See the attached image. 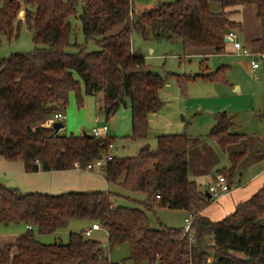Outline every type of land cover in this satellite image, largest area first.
<instances>
[{
  "label": "trees",
  "instance_id": "trees-1",
  "mask_svg": "<svg viewBox=\"0 0 264 264\" xmlns=\"http://www.w3.org/2000/svg\"><path fill=\"white\" fill-rule=\"evenodd\" d=\"M212 2L221 9L212 10ZM79 3L82 31L86 40L96 39V50L71 41L70 17ZM250 4L264 20V0H172L138 13L133 0H0V41L25 24L36 46L28 53L0 57V155L22 160L27 172H35L87 168L108 154L114 146L108 133L67 134L46 124L54 113L65 114L72 92L82 102L81 81L86 94L102 93L100 110L106 119L130 103L129 137L146 141L149 114L164 105L160 90L165 80L150 71L143 53L133 49L132 32L145 39L181 38L188 51L214 48L223 53L226 34L240 27L232 18L236 11L228 8ZM69 45L79 50L68 52ZM250 48L256 55L264 54V36L253 40ZM201 65L200 73L177 75L183 89L197 78L226 82L227 65L216 70L205 61ZM235 125L234 115L220 111L209 132L229 156L230 165L217 173L231 186L249 154L248 137L233 131ZM204 139L162 134L155 149L145 143L134 155L110 154L103 168L106 181L145 193L137 206L114 201L110 189L24 192L0 180V231L24 226L14 241L0 245V264H264V185L222 219L205 215L213 198L191 177L190 169L191 150L199 148L198 143L204 149ZM157 207L192 214L190 230L151 225L149 212ZM74 219L100 223L108 242L86 237L84 230L71 231L68 241L39 239L57 234ZM124 243L131 250L128 258L111 260L106 250Z\"/></svg>",
  "mask_w": 264,
  "mask_h": 264
},
{
  "label": "rangeland",
  "instance_id": "rangeland-1",
  "mask_svg": "<svg viewBox=\"0 0 264 264\" xmlns=\"http://www.w3.org/2000/svg\"><path fill=\"white\" fill-rule=\"evenodd\" d=\"M168 1L172 0H133V11L138 13L153 8L160 2L164 3ZM211 8L217 11L221 9V5L218 2H212ZM81 11L82 4L79 3L77 12L70 17L74 28L71 41L77 42L89 51L96 50L98 49L96 39L86 40L82 31V23L79 17ZM131 39L133 49L143 53L150 71L161 74L165 80V84L160 90V97L164 101V105L157 113L152 115L154 116V121H157L153 122L152 125L157 124V127L151 128L150 138L143 141L133 140L129 137L132 131L130 103L121 106L114 115L106 119L103 111L100 110L103 97L102 93L95 96L86 94L82 81L81 94L83 100L79 102L75 92L70 94V101L64 118L65 127L60 131L61 133L75 135H80L84 132L91 134L94 127L107 124L109 127L108 134L114 138L113 142L115 144L114 147L110 148L108 154L125 156L136 154L145 143L152 149H155L157 147V135L169 131L165 129L166 126L181 125L184 128L182 131L192 136L193 141L198 142L199 138H205L208 142L204 149L201 147V143H198L199 148L192 149L190 155L191 177L201 176L199 178V186L203 191H206L209 185L208 182L211 179L213 181L215 180L217 170L230 164L228 154L209 136L217 113L215 112L213 115L211 109L218 107L226 101V95H229L230 87L222 81L210 83L197 79L193 81L188 80L186 87L183 89L177 75L184 77L200 72V62L203 58L200 55H191L188 53L181 38L162 40L155 38L145 39L141 34L133 31ZM35 47L31 32L23 24L20 26L19 31L12 37L1 36L0 57H8L16 53H28L33 51ZM78 50L77 47L72 45H69L67 48L68 52H76ZM235 55L237 58L233 59L236 61L244 59L250 62L251 60V57L245 55L240 56L242 54L237 53ZM207 63L212 70H216L221 65L228 66V64H232L233 62L225 57V55H219V57L211 56ZM233 72L235 76L241 77V69L235 66ZM231 76L227 68L225 77L229 84V79H232ZM76 77L79 78V75L76 74ZM242 118L247 119L249 117L244 115ZM251 121L255 127L259 123L262 126L264 125L263 118L260 115H255V117L251 118ZM233 131L243 133V128L239 130L235 127ZM260 136L264 138V134L254 135L250 133V135H246L248 138L245 144L249 147V154L242 164V169L248 166L250 167L253 163H257L261 158L264 159V151L260 150L264 147V143L260 141L262 139ZM242 146L243 142L239 147L243 148ZM95 169L98 172L101 171V175H99L101 177L98 178L100 185L105 189H110L114 201L121 205L137 206L140 205L138 201L145 200V193L131 191L119 183L108 184L103 179V168L96 166L93 170ZM3 171H5V168H1L0 166V177L3 181H18V174L13 172L14 170L6 172L7 176L2 173ZM187 215L184 210L165 207H157L155 211L149 212V218L153 226H160L161 224L176 227L185 226V217ZM87 223L88 221L84 219H74L66 228L58 231L57 234L39 235L38 237L45 243H53L59 239L68 241L71 231H81L82 227L87 225ZM96 237L103 244L108 242V236L104 230L102 232L95 231L89 238L96 239ZM130 253V247L126 243L117 245L111 251L106 250V254L114 261H122L128 258Z\"/></svg>",
  "mask_w": 264,
  "mask_h": 264
},
{
  "label": "crops",
  "instance_id": "crops-1",
  "mask_svg": "<svg viewBox=\"0 0 264 264\" xmlns=\"http://www.w3.org/2000/svg\"><path fill=\"white\" fill-rule=\"evenodd\" d=\"M228 9L232 11H236L234 14H232V18L240 22V27L234 29V31L236 32L237 40L242 42L244 46L250 48L252 46L253 40L264 36V20L258 17L257 8L255 5L250 4V5L233 6V7H229ZM188 53H190L191 55L192 54L200 55L203 58L200 63L202 64V62L205 61L209 69L211 68L208 65L207 61L211 56L219 57V55H225V57L229 58V60L233 62L232 64L231 63L228 64V71L232 75L231 76L232 79H229L230 84L227 83V81L224 82V84H227L230 87L229 95H226L227 96L226 101H224L221 105H219L214 109H211L212 114L214 115L215 112L227 111L231 115L235 116V122H236L235 127H237L239 130L240 128H243L244 134L250 135V133H252L254 135L255 134L263 135L264 125L262 126V124L259 123V125L257 124V127H255L254 123H252L251 121V118L255 117V115L258 116L260 115L263 118L262 113L264 112V57L258 58L260 65L257 68L252 67V63H251L252 56H248L251 57L250 62L244 59L236 61L235 59H233V58H237L235 54L237 53L241 54V53L238 52L234 44L229 41L225 46V50L223 52L224 54L216 53L214 48L191 50L188 51ZM240 56H243V54ZM235 66L242 70L240 78L238 76H235L233 72ZM201 71H202V65L200 72ZM197 79H201V78H197ZM204 81L206 82L208 80H204ZM208 82L215 83L220 81H208ZM157 112L149 114L148 139L150 138V134L152 131L151 128L157 127V124L152 125L153 122H157L154 121L153 118L154 116H152ZM244 115H247V117L249 118L247 119L242 118ZM263 122H264V118H263ZM165 129L169 131L158 135L185 133L182 131V129L184 128L181 125L166 126ZM260 137H262L261 142L264 143L263 136ZM213 140L215 141V139ZM229 165H226L224 167H228ZM0 166L1 168H5V171H3L2 173L5 174L6 176H7L6 172H9L10 170H14L13 172L18 174V181H13V182L11 180L3 181L1 177L0 180L9 186L17 187L18 189H21V191L23 190L24 192H46V193L58 194L72 190L78 191V190L105 189L103 188L102 185H100V181L98 180V178L101 177L99 176L101 175V171L98 172L96 171V169L89 170V168L88 169L73 168V169L59 170V171H43L41 168H39L38 171L27 172L25 170L24 163L22 160L11 161V160H7L2 155H0ZM102 175L104 177L103 171H102ZM218 176L219 174L217 173V175L215 176V180L213 181L211 179V181H209L208 184L210 185L212 184V182L215 183L218 180ZM200 177L201 176L199 177L194 176L192 178L196 179V181L199 183ZM103 179H105V177ZM263 185H264V159L261 158L257 163H253L250 167L248 166L247 168L241 169L239 173L236 175L235 182L231 186V189L228 192L221 194L217 199H213L211 204L204 209L203 213L209 216L213 220L222 219L223 217L232 213L240 202H243L248 198H250L251 195H253ZM90 225L91 222H88L87 225L83 226L81 230H84ZM95 231L102 232L103 229L95 230ZM23 232H24V226L20 224H15L7 228H3L0 231V245L14 241ZM96 240L99 239H97L96 237Z\"/></svg>",
  "mask_w": 264,
  "mask_h": 264
},
{
  "label": "built area",
  "instance_id": "built-area-1",
  "mask_svg": "<svg viewBox=\"0 0 264 264\" xmlns=\"http://www.w3.org/2000/svg\"><path fill=\"white\" fill-rule=\"evenodd\" d=\"M237 35L234 30H230L226 34V38L229 39V42H232L238 52H240L243 55L252 56V67L257 68L260 65V62L258 60L259 57H264V54L262 55H256L253 53L251 48L244 46L239 40H237ZM225 38V39H226ZM65 114L63 112H56L47 120L48 126H53V123L56 121H64ZM108 125L104 124L102 126L94 127L92 129V133L98 137H104L107 136L108 133ZM112 159V155L107 154L102 158L97 159L94 163L89 164L87 168L93 169L94 167H101L104 168L107 164V161ZM231 189V185L229 184L228 180L225 176L219 175L218 180L215 183H212L208 186L207 191L212 194L213 199H217L221 194H224L228 192ZM194 219V216L190 214L189 216L185 217V232H188L191 227V223ZM31 228V226H28ZM102 227L100 223L93 222L90 226L84 229V234L86 237H90L93 235V232L95 230H101Z\"/></svg>",
  "mask_w": 264,
  "mask_h": 264
},
{
  "label": "water",
  "instance_id": "water-1",
  "mask_svg": "<svg viewBox=\"0 0 264 264\" xmlns=\"http://www.w3.org/2000/svg\"><path fill=\"white\" fill-rule=\"evenodd\" d=\"M228 41H229V39L226 38V42H228ZM64 126H65V124H64L63 121H56V122L53 123L54 129L57 130V131H60L62 128H64ZM84 135H89V134L88 133H84ZM207 196L209 198H212V194L209 193V192H207ZM262 220H263L262 218H259L258 222H261ZM60 244H63V241H61Z\"/></svg>",
  "mask_w": 264,
  "mask_h": 264
}]
</instances>
